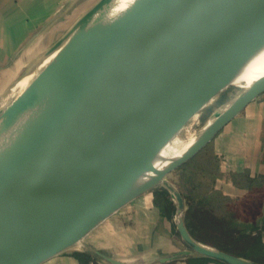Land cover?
I'll return each mask as SVG.
<instances>
[{
  "label": "water",
  "instance_id": "obj_1",
  "mask_svg": "<svg viewBox=\"0 0 264 264\" xmlns=\"http://www.w3.org/2000/svg\"><path fill=\"white\" fill-rule=\"evenodd\" d=\"M107 1L99 0L46 55ZM263 3L207 0L201 8L155 18L43 109L23 136L0 154V264H39L66 248L59 245L90 204ZM187 16L190 19H183ZM263 90L262 85L252 87L240 110ZM228 120L219 124L216 119L207 135L174 165L193 156ZM169 196L183 207L178 191L172 189ZM177 230L198 255L224 264H256L199 242L182 219Z\"/></svg>",
  "mask_w": 264,
  "mask_h": 264
},
{
  "label": "bare ground",
  "instance_id": "obj_2",
  "mask_svg": "<svg viewBox=\"0 0 264 264\" xmlns=\"http://www.w3.org/2000/svg\"><path fill=\"white\" fill-rule=\"evenodd\" d=\"M118 1L119 4L115 7L114 4ZM206 2L207 0H108L85 24L61 41L52 50V58L28 75L2 106L10 108L13 104L0 122V154L23 136L25 128L56 97L77 86L95 67L114 55L122 44L138 35L153 19L198 9ZM113 32L114 38L107 43ZM263 39L264 3L223 55L148 137L133 160L90 204L61 242L60 248L78 242L86 231L88 233L95 226L98 219L109 214L114 207L122 205L139 192L151 189L159 183L157 181L161 182L164 173L172 168L185 151L207 135L212 127L208 121L219 119V124H222L240 110L244 95L252 87L264 86V54L255 66L259 65L258 68L250 65L258 59ZM236 70H240L239 73L242 74L237 76L239 73ZM235 77L238 78L234 79ZM225 88H232V91L237 92L223 105L215 104L214 96ZM207 108L210 109L209 114L200 123L198 116ZM179 132H184L183 138L178 137Z\"/></svg>",
  "mask_w": 264,
  "mask_h": 264
},
{
  "label": "crops",
  "instance_id": "obj_3",
  "mask_svg": "<svg viewBox=\"0 0 264 264\" xmlns=\"http://www.w3.org/2000/svg\"><path fill=\"white\" fill-rule=\"evenodd\" d=\"M98 1L0 0V96ZM205 146L212 148L219 170L212 176L218 185L211 192L227 198L226 208L234 215L231 225L239 228L240 234L246 233L247 239L254 226H264V90L202 148ZM255 193L261 194L259 213L242 218L237 211H252L247 199ZM239 196L241 201L236 199ZM131 198L100 218L75 249L39 264H223L192 253L176 236L173 203L162 191H145ZM232 235L221 242L197 240L224 250L238 246L239 238L235 232ZM230 253L253 261L250 254Z\"/></svg>",
  "mask_w": 264,
  "mask_h": 264
},
{
  "label": "rangeland",
  "instance_id": "obj_4",
  "mask_svg": "<svg viewBox=\"0 0 264 264\" xmlns=\"http://www.w3.org/2000/svg\"><path fill=\"white\" fill-rule=\"evenodd\" d=\"M118 4H119V1L116 2L114 4V6L116 7ZM109 11H110V9L108 11H106V13L105 12L104 13L107 14ZM263 43H264V39L262 41V44ZM55 50H57V49H55ZM46 52L43 55H41L37 60L34 61V63L31 65V67L29 69V72L25 73L11 88L7 89L5 91V93L2 96H0V122L3 120L4 116L9 113L13 104L11 105L10 108H8V106H6V108H2V106H4L5 103H7L8 100L14 95L17 87L20 86L21 82L28 75L34 73L43 63H45L46 61H48L52 58L53 51H51L48 55H46ZM263 54H264V44H263V47L261 48V50L258 52V56H259L258 59H256V61L253 64L251 63L250 65H252V67H255L256 64L259 62L260 57ZM258 66L255 67V69L258 68ZM239 72H240V70H236V73H239ZM240 74H242V73H239L237 76H239ZM236 78H238V77H235L234 79H236ZM232 90H233L232 88H225L223 91L218 92L214 96V103L217 105H223L226 101H228L230 99V97L232 95H234L237 92L236 90H234V91H232ZM209 111H210V109L207 108L206 110H203L200 112V115L198 116V120L200 123H203L206 120V117L209 114ZM208 124H211L212 126H214L215 120L208 121ZM214 135H213V137H214ZM178 137L183 138L184 132H179ZM213 137H211L209 141H212ZM196 161L198 164L196 163ZM212 163L215 165V168L213 167ZM215 169H216V171H215ZM215 173L219 174V170H217L216 162L213 158L212 148L210 146H205L197 154L189 157L186 161L181 162L180 164L174 165L169 171L164 173V175L162 176L161 182L157 181L159 183H156V185L154 187H152L151 189L139 192L138 194H135L134 196H132L131 199L133 200V198L136 197V195L138 196L139 194H141L145 191H147V192L153 191V190L162 191V194L169 197L170 201L173 203V208H174L173 223H174V227H175L174 232H175L176 236L182 240V238L180 237L179 232L177 230V222L180 219H182L184 221V224L186 225L187 229L190 227V230L195 231V232H197L196 230H199L201 228L198 224V220L201 218H202V221L205 220L204 215L201 216V211H199L197 209L193 210V211L191 210L192 209L191 207H193L195 205V203L203 200V198L205 197V193L199 194L198 192L200 190L203 192H204V190L210 191V198L208 200L209 202H211L210 201L211 199H212V201H215L214 199L219 197L218 193H215V194L211 193V191H213L212 189L215 188L216 185H218L217 178L216 179L212 178V176L215 175ZM215 181H216V183H215ZM164 185H166V186H164ZM170 187L173 189V191H178L181 194V196L184 198V204H183L182 208H178L177 203L173 199L170 198L169 193L172 192V189ZM242 197H244V196H242ZM236 199H239V201H241L240 196L237 197ZM244 199H245V197L243 198V200ZM233 200H234V202L236 201L235 199H233ZM247 201L250 205L253 206V210L252 211L251 210L250 211L249 210L248 211L238 210L237 214L240 215L242 218H249L250 216H252V214L256 215L257 213H259V210L257 207L259 206V203L261 202V194L259 195V193H255V195L253 194V197H252V195L248 196ZM209 205L213 206V203H210ZM118 207L119 206L114 207V209L112 211H114ZM208 207H210V206H208ZM188 208H189V210H188ZM211 210H213V209H211ZM213 211L217 217L221 218L222 221H224L223 222L224 225L226 224L225 225L226 229H222V230L229 232L231 235L235 232L236 237H238V238L247 235L246 233L240 234L239 228L231 225L232 219L234 217L233 211H230V210H213ZM224 214L227 216H225ZM207 220L211 221L210 218ZM251 230H253V232H254L253 235L250 234L252 232ZM251 230L248 232L249 234L247 236V240L248 241L251 240V242H252V240L255 238V240H258L260 243H262V242L264 243V239H263L264 238V234H263L264 233V226L256 225ZM86 234H87V231L80 237V240L78 242L64 248L63 250L59 251L58 253L70 252L71 250L75 249L77 247V245L86 237ZM216 236L218 237V236H220V234L216 235ZM260 236H263V238H260ZM191 252L194 253L192 250H191Z\"/></svg>",
  "mask_w": 264,
  "mask_h": 264
},
{
  "label": "trees",
  "instance_id": "obj_5",
  "mask_svg": "<svg viewBox=\"0 0 264 264\" xmlns=\"http://www.w3.org/2000/svg\"><path fill=\"white\" fill-rule=\"evenodd\" d=\"M196 163H197V161H196ZM213 167L215 168L214 164H213ZM215 171H216V169H215ZM207 191L208 190H204V192H203L200 190L198 193L199 194L205 193V197L203 198V200L195 203V205L193 207H191L192 211L197 209V210L201 211V216L204 215V217H205L204 221H202V218L198 220L200 222V225H201L200 226L201 228L199 229L200 231L199 230H196L197 232L192 231V230H190V227H189V230H190L191 234L193 235V237L198 239V240H202V239H205L208 241L217 240V242L226 241L229 238V232L222 230V229H226V227H225L226 224L224 225V223H223L224 221H222L221 218L217 217L214 214L213 210H229L226 208L227 204H228L227 198H224L223 196L218 195L219 197L214 199L215 201H212V199H211L210 200L211 202H209L208 200L210 198V192H207ZM211 193H213V192H211ZM213 194H215V193H213ZM210 203H213V206L209 205ZM208 206H211L214 208H210ZM211 209H213V210H211ZM225 216H227V215H225ZM209 218L211 221L207 220ZM219 234H220V236L217 237L216 235H219ZM238 245L239 246H237V247L230 248V249H224V250H227L229 252L233 251L234 253L240 252V254H250V256L253 258L252 259L253 262H255L256 264H264V243L263 242L260 243L258 240H255V238L251 242V240L248 241L245 238V236H243V237H240L238 239ZM223 246H225V245H223Z\"/></svg>",
  "mask_w": 264,
  "mask_h": 264
}]
</instances>
